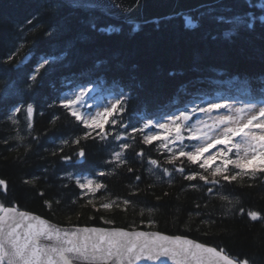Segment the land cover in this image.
Listing matches in <instances>:
<instances>
[{
    "label": "trees",
    "instance_id": "trees-1",
    "mask_svg": "<svg viewBox=\"0 0 264 264\" xmlns=\"http://www.w3.org/2000/svg\"><path fill=\"white\" fill-rule=\"evenodd\" d=\"M261 2L220 0L210 4L216 9L211 16L190 12L199 18L195 30H187L182 17L175 15L140 23L132 31L136 24L113 20L96 10L71 8L62 0H0V179L8 182L7 193H0V204L58 224L156 229L184 235L223 248L249 264H264V175L216 186L193 181L198 187L192 189L172 165L164 163L168 153L158 150L154 142L148 146L139 143V135L135 142L128 139L133 147L125 152L126 164L116 167L107 163L114 150L112 135L107 142L89 139L72 145L85 129L58 104L60 92L69 81L77 84L100 79L117 94L123 89L125 122L130 120L138 127L139 116L154 108L198 97L199 89L210 94L215 86L207 83L190 87L186 94H177L176 88L197 76L212 75V68L226 73L220 79L247 78L250 87L245 91L259 90L262 85L257 78L264 75V21L259 19L264 8L257 7ZM248 13L255 17L252 29L247 27ZM216 15L240 16L244 23L218 24L213 18ZM93 20L97 28L115 25L120 31L111 35L93 31ZM157 20L159 23L153 22ZM234 26L235 34L225 39L222 32ZM69 43L66 59H52L62 56ZM12 53V59L6 60ZM45 57L50 63L38 74V86L29 90L28 76ZM98 60L102 61L99 67ZM173 69L183 70L184 75L169 77ZM234 89L241 90L240 84H234ZM29 102L34 104L32 129L27 127ZM14 106L22 109L15 124L9 119ZM106 128L110 132L112 127ZM62 140L69 143L62 145ZM61 147L62 152L58 151ZM79 147L85 149V158L75 157ZM141 149L145 155L138 157ZM54 151L58 152L55 156ZM63 155H71L73 160L66 163L60 159ZM149 159H158L161 167H153ZM182 166L186 173L198 170L186 160ZM163 167L169 168L170 177L163 175ZM101 170L109 174L96 176ZM84 173L106 187L95 196L81 198L75 176ZM137 176L141 179L136 180ZM209 187L213 188L211 193ZM87 199H93L96 207L87 204ZM124 199L130 201L127 206ZM45 201L51 202V209ZM111 201L119 207H99ZM249 211H257L262 218L251 221ZM101 217L112 223L105 224Z\"/></svg>",
    "mask_w": 264,
    "mask_h": 264
},
{
    "label": "snow or ice",
    "instance_id": "snow-or-ice-1",
    "mask_svg": "<svg viewBox=\"0 0 264 264\" xmlns=\"http://www.w3.org/2000/svg\"><path fill=\"white\" fill-rule=\"evenodd\" d=\"M113 3L116 8H123V5L116 0H113ZM138 3L139 0H137ZM72 6L95 11L99 8V0H72ZM257 7L264 8V0ZM202 8L207 11H200ZM123 10L129 11V9ZM193 11L203 17L211 16L216 9L212 5H199L189 12L178 13L177 15L182 17L187 30H195L199 27V18H194L190 14ZM105 14H108L106 10ZM247 15V27L252 29L255 17L252 13ZM213 18L218 24L238 26L244 23L243 17L240 16L216 15ZM259 19L264 21V15H261ZM153 22L159 23L158 20ZM27 23L31 24L32 20L29 19ZM235 26L222 32L225 39L235 34ZM90 27L101 34L111 35L120 31V28L115 25L97 28L94 20ZM138 28L139 24H136L132 31ZM70 48L69 43L62 56H54L52 59H66ZM14 55L15 53H12L5 59L10 61ZM49 63V59L45 57L34 65L33 71L28 76L27 88L29 90L38 86V74ZM101 63L102 61H96V66L99 67ZM192 70L199 71L196 67ZM209 71L212 75L197 76L194 80L178 84L177 94H186L190 87L204 83L210 86L227 85L229 87L239 83L241 90L250 87V81L247 78L242 81L236 77L220 79L226 76L223 70L212 68ZM177 75L183 76L184 71L173 69L168 72L169 77ZM257 79L261 85H264V75ZM70 84L71 81H69ZM259 91L264 94V87H261ZM89 94L90 89L81 85L75 91L59 97L58 104L85 129L82 136L71 141L72 145L79 146L82 140L89 139L107 142L108 137L112 135L107 130V125L113 128L119 126L123 129L115 135V140L125 142L119 144V151H112L111 159L107 163L115 164L116 167L126 164L125 152L133 147L126 141L131 138L135 142L136 135H139L141 137L139 143L145 146L152 145L154 141L161 142L158 150L168 153L164 163L172 165L174 171L181 174L192 189L198 187L191 183L193 181L216 186L221 182L231 184L242 181L245 177L252 179L258 175H264V101L247 102L237 106L236 103L227 101L205 99L208 92L199 89L197 93L199 104L180 109L178 114L177 112H164L155 119L142 118L143 123L140 127H136L131 124L130 120L125 122L127 101L123 89L106 105L96 107L95 111H91L92 106L87 104ZM85 109L89 110L85 111ZM221 110H224L223 113ZM10 111L9 119L15 124L17 122L15 117L22 109L20 106H14ZM26 114L27 127L32 129L33 103L27 104ZM193 117H196L194 123L191 122ZM185 140L194 143L186 144ZM68 143V140L61 141L62 145ZM58 151L62 152L63 148L61 147ZM52 154L55 156L58 152L54 151ZM74 155L77 158H85V149L79 147ZM136 155L143 157L145 152L141 149ZM60 159L67 163L73 160V156L63 155ZM184 160L198 170H189L186 173L185 167L182 166ZM148 162L153 167H161L158 159H149ZM128 171L132 172L133 168L128 167ZM162 172L165 177L171 176L167 167H163ZM108 174L101 170L96 173V176L104 177ZM67 178L71 180L72 174L69 173ZM140 179V176L136 177V180ZM25 183H30V181L25 180ZM75 183L81 192V198L89 195L95 196L98 191L106 187L98 179L87 177L83 179L77 177ZM7 190L8 182L0 179V193L6 194ZM212 191L213 188L209 187L208 192ZM40 194L43 195V193ZM129 203V200H123L125 206ZM87 204L96 207L93 199H87ZM114 205L119 207L116 201L103 202L99 207L111 210ZM45 206L51 209L52 204L50 201H45ZM240 212L243 213L244 209L241 208ZM247 215L251 221L262 218L257 211H249ZM101 219L104 220L103 217ZM104 223L111 224L112 221L104 220ZM160 257H166L172 264H249L247 259L231 257L223 248L218 250L217 247H208L178 235L169 236L158 231H126L122 228L75 226L60 228L38 215L21 211L15 206L0 204V264H75L78 260L85 264H109L110 261L112 264H137L140 260L150 261Z\"/></svg>",
    "mask_w": 264,
    "mask_h": 264
},
{
    "label": "water",
    "instance_id": "water-1",
    "mask_svg": "<svg viewBox=\"0 0 264 264\" xmlns=\"http://www.w3.org/2000/svg\"><path fill=\"white\" fill-rule=\"evenodd\" d=\"M62 1L66 3L69 7L76 8L72 6V0H62ZM218 1L220 0H139V3L137 4V0H116V2L121 3L123 5V8H116L114 6L113 0H99V8L96 11L114 20L124 21L128 23H144V22L154 20V19H161L165 17L174 16L181 12H188L189 10L196 9L197 6L199 5H209V4L216 3ZM79 9L83 11H90V10H85L83 8H79ZM123 9H129V11H125ZM105 10L108 14H105ZM19 210L25 211L22 209H19ZM32 214L37 215L35 213H32ZM48 221L51 224L56 225L60 228H71L73 226L80 227V228H83V227L122 228V227H104V226H96V225H74V224L63 225V224L54 223L50 220ZM122 229L126 231H145V232H157L158 231L155 229H149V230L126 229V228H122ZM160 233L164 235L174 236V235L166 234L163 232H160ZM178 236H182L187 239L193 240L196 243H200L184 235H178ZM45 243H48V242L45 241ZM204 245L208 247H212L206 244ZM75 264H85V262L78 260L75 262ZM109 264H112V262L110 261ZM137 264H172V262L169 261L166 257H160L159 259L150 260V261L140 260V261H137Z\"/></svg>",
    "mask_w": 264,
    "mask_h": 264
},
{
    "label": "rangeland",
    "instance_id": "rangeland-1",
    "mask_svg": "<svg viewBox=\"0 0 264 264\" xmlns=\"http://www.w3.org/2000/svg\"><path fill=\"white\" fill-rule=\"evenodd\" d=\"M79 86H81V85H77L75 87H71V88L65 89L64 91L61 92V96L66 94V93H70L72 91H75ZM83 86L88 87L90 89V94H89V96L87 98V104L92 106L91 109H90L91 111H95L96 107L104 106V105H106L109 102L110 99L115 98V96L112 95L113 93L109 92V90L105 89V88H102V93H98L97 92L98 90L96 89V85L95 84L91 85V83H86V84H83ZM217 92H218V90H217ZM205 99H209V98L205 97ZM212 99L217 100V101H223V102L227 101V102H230V103H236L237 106H241L242 104L247 103V102H261V101H264V98H262V99L259 98V99H255V100H252V101L231 100V99L223 98V97H221V96H219L217 94H216V97H214ZM199 103H200L199 99L186 100V102L184 104V107H181L180 109H183L185 107H189L190 108L193 104H199ZM180 109L172 108V109H170L171 111H169V112H177V114H178V110H180ZM88 110L89 109H85V111H88ZM223 111L224 110H221L222 113H223ZM160 115H156L155 117H152V118L153 119L158 118ZM198 115L199 114H197V116ZM144 118H147V117H144ZM195 119H196V117H193V120L191 122L194 123ZM142 122H143V120H142ZM119 132H121V131H119L117 129L114 131V134H113L114 136L112 137L114 139V141H116L115 140V135L118 134ZM116 142L119 145L120 143L125 142V141H116ZM189 143H194V142H189ZM170 147H171V145H170ZM85 177L90 178L88 176H84L81 179H83Z\"/></svg>",
    "mask_w": 264,
    "mask_h": 264
}]
</instances>
